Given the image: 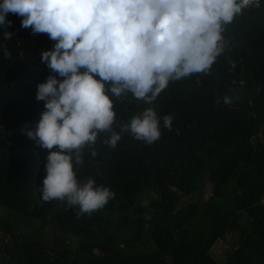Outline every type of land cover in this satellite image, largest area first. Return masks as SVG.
<instances>
[{
	"label": "trees",
	"instance_id": "16d2710c",
	"mask_svg": "<svg viewBox=\"0 0 264 264\" xmlns=\"http://www.w3.org/2000/svg\"><path fill=\"white\" fill-rule=\"evenodd\" d=\"M260 5L226 26L225 50L208 73L170 81L151 105L131 93L113 97L116 131L153 107L161 136L149 145L125 133L112 148L103 143L109 134L100 133L84 149V163L74 164L78 181L92 177L115 195L83 215L78 206L41 199L48 150L22 131L34 129L45 110L38 84L50 75L63 79L41 56L56 42L8 13L11 25L0 26V264H264V0ZM6 30L14 33L9 40ZM207 176L212 195L179 206ZM70 235L79 238L74 252L65 243ZM220 241L227 243L217 255Z\"/></svg>",
	"mask_w": 264,
	"mask_h": 264
},
{
	"label": "clouds",
	"instance_id": "9594fccd",
	"mask_svg": "<svg viewBox=\"0 0 264 264\" xmlns=\"http://www.w3.org/2000/svg\"><path fill=\"white\" fill-rule=\"evenodd\" d=\"M260 6V0H0V26H10L6 16L13 13L23 28L56 42L41 56L63 79L50 75L38 84L36 99L45 110L34 129H22L48 150L41 199L78 206V215L103 208L115 193L92 177L78 181L74 164L84 163V149L100 133L109 134L103 143L112 148L125 133L149 145L161 136L153 107L116 131L113 97L131 93L151 105L170 81L208 73L225 50L226 26ZM13 35L6 30L3 38ZM163 123L170 129L172 116Z\"/></svg>",
	"mask_w": 264,
	"mask_h": 264
},
{
	"label": "rangeland",
	"instance_id": "374dc122",
	"mask_svg": "<svg viewBox=\"0 0 264 264\" xmlns=\"http://www.w3.org/2000/svg\"><path fill=\"white\" fill-rule=\"evenodd\" d=\"M260 137L264 138V133H261ZM212 193H213V183H212L211 179L209 178V176H207L206 178L203 179V182H202V185H201V189L199 191H197L195 194L192 193L191 195H187V194H182L181 195V200H180L179 206H186L191 201L203 202L204 200L208 199L212 195ZM144 202L147 203L148 202V198H145ZM3 213H4L3 210H0V216ZM28 230H29V227L27 226L25 228V231L27 232ZM46 230H50V229H46ZM3 233H4V231L0 227V238H1ZM65 243H66V247L68 248V250L71 251V252H74L75 249L78 246L79 238L76 237V236L70 235V236H68L66 238V242ZM226 243H227V241L218 242L214 246V251H213L214 254L222 255L224 253V248H225V244Z\"/></svg>",
	"mask_w": 264,
	"mask_h": 264
}]
</instances>
